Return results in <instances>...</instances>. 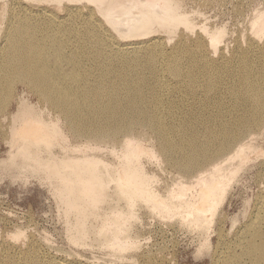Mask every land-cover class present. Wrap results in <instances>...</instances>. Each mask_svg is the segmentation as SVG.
<instances>
[{
	"label": "bare ground",
	"instance_id": "bare-ground-1",
	"mask_svg": "<svg viewBox=\"0 0 264 264\" xmlns=\"http://www.w3.org/2000/svg\"><path fill=\"white\" fill-rule=\"evenodd\" d=\"M37 1L46 7L33 11L19 2L1 11L9 17L0 28V116L17 104L8 131L12 150L58 185L57 195L74 217L73 241L93 233L94 242L115 255L136 248L127 233L137 206L206 240L235 174L256 149L252 135L264 129V12L253 15L247 46L238 44L231 58L218 62L206 47L216 53L223 30L210 33L202 26V37L176 41L169 50L154 37L120 44L110 33L121 41L149 37L156 28L193 33L176 0ZM61 7L73 17L59 18L55 10ZM17 86L44 110L23 104ZM46 109L53 119H45ZM141 130L152 135L153 147L145 146ZM69 138L82 144L71 145ZM56 147L71 157L51 159ZM103 150L111 161L98 155ZM144 160H161L177 172L163 194ZM256 202L231 239L218 224L213 264H264V198ZM88 219L97 225L87 227ZM46 255L32 242L25 249L4 242L0 264H67Z\"/></svg>",
	"mask_w": 264,
	"mask_h": 264
},
{
	"label": "rangeland",
	"instance_id": "rangeland-1",
	"mask_svg": "<svg viewBox=\"0 0 264 264\" xmlns=\"http://www.w3.org/2000/svg\"><path fill=\"white\" fill-rule=\"evenodd\" d=\"M29 1L30 3L33 2V5L28 4ZM29 1L27 0L26 4V0H0V15L1 11L5 10V5L7 6L6 11L9 12V10L14 9L12 8L13 5L19 2L20 5L29 7L33 11H37L41 6L46 7L47 5L40 3L43 5L39 6V1ZM176 2L178 3L179 11L186 13L194 24V29L196 30L193 33L184 30L182 27L173 34H168L164 29L156 28L153 32L154 34L150 33L149 37L144 36L142 37L143 39L133 38V40L123 39V41H121L122 38L117 37L112 31L110 33L114 35L116 41L120 44L126 42L134 43L139 39L148 40L154 37L160 39L163 44L166 42L164 46L169 50L171 49L170 47L180 40L191 41L192 43L202 37L203 31L201 28L203 27L208 28L207 31L210 29V33L211 31L214 32V30L218 31V29L223 30L224 36L221 43L219 41L221 47L218 45L217 52H214L215 55L210 48L206 47L210 58L219 62L222 58H231L233 55L232 49L234 51L238 46L242 48L247 46L251 38L249 24H251L253 17L258 13L264 12V0H176ZM34 3L37 6L35 8ZM2 6L3 8H1ZM47 8L51 10L49 6ZM81 9L83 13H85L84 10H87L84 7ZM57 11L55 10L57 16L59 15L58 17L61 19H71L73 17L72 14H66V12L62 14L64 11L62 7L59 12ZM2 15L0 16L1 30L4 29V23L9 17L7 13L5 18ZM198 27L200 32H198ZM1 35H3L2 33H0V37L3 38ZM263 41L264 36L259 41V44H262ZM15 93L22 99L23 104L37 106L36 108L44 110L45 107L38 104L36 96L29 93L25 87L17 86ZM5 110L9 115L0 116V252L4 242L19 249H25L32 242L34 245L36 244L39 253L47 254L46 256L49 258H58L67 264H144V262H147V264H213V249L217 245L215 243V230L218 224L220 223L219 225L226 232L228 240L231 239L233 233L249 220L250 212L254 210L256 201L264 198L263 129L261 134L252 135L251 143L256 149L248 152L246 163L235 174V179L231 182L218 209L219 217L211 226L206 240L195 229V231L193 229H185V227H180L173 221L171 223L162 221L146 210L145 207L137 206L135 208L137 220L133 221V226L127 233L136 242V248L130 251L127 250L120 255H115L97 243V241L94 242L93 233H90L91 235L88 234L90 236L87 235L78 242H74L73 239L76 237L75 230L72 229L74 217L72 216L73 214L70 215L71 213H68V208L62 203L59 194L57 195L58 185L55 184V181L52 183L46 177L47 180L41 170L30 169L28 165L31 164V160L23 155H15V148L12 150V137L8 131L12 121L10 115L13 116L16 113L17 104L15 102L11 103ZM44 116L45 119H48L49 116L51 120L55 115L49 113L46 109ZM61 125L63 126V122H61ZM141 132L145 134V146L151 145L153 147L155 140L152 135L145 130H141ZM71 140L74 139L69 138L71 145L79 146L82 144L81 141L74 140L73 142ZM248 140L250 141V138ZM53 149L55 150L52 151L51 159L59 154L60 158H66V155L70 154L58 149V147ZM40 152L43 159H48L46 157H49V155L43 153V149ZM61 152H63V155ZM154 152L157 154L156 150ZM100 153H98L100 157L111 161L105 151L103 152L104 154ZM11 156L12 158L14 156V160L15 156L18 157L13 162L12 158H10ZM19 157L22 159L17 160ZM9 160L12 162H9ZM29 160L30 162H28ZM144 166L146 172L155 177L154 187L162 194L165 192V188L178 176L175 170L164 165L161 160H158L157 163L155 160H151V162L144 160ZM85 223L91 229L92 226L97 225L94 219H88ZM16 233L22 234V236L20 239L14 240L13 237L17 235ZM8 235L9 237L7 238ZM6 238L7 240L10 238L15 243L17 242L18 245L10 239L8 242ZM203 244H206L207 247L203 248ZM42 261L44 264H48L46 260Z\"/></svg>",
	"mask_w": 264,
	"mask_h": 264
}]
</instances>
